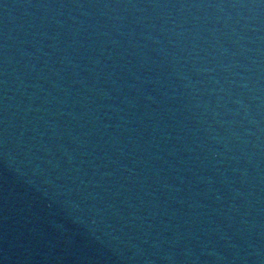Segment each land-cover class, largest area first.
I'll use <instances>...</instances> for the list:
<instances>
[{
  "label": "water",
  "instance_id": "obj_1",
  "mask_svg": "<svg viewBox=\"0 0 264 264\" xmlns=\"http://www.w3.org/2000/svg\"><path fill=\"white\" fill-rule=\"evenodd\" d=\"M0 264H264V0H0Z\"/></svg>",
  "mask_w": 264,
  "mask_h": 264
}]
</instances>
